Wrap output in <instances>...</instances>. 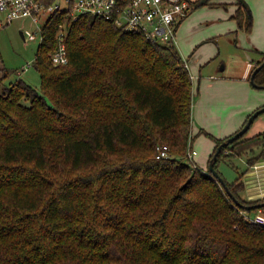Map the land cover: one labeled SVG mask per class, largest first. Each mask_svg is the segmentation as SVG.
Wrapping results in <instances>:
<instances>
[{"label": "trees", "instance_id": "obj_1", "mask_svg": "<svg viewBox=\"0 0 264 264\" xmlns=\"http://www.w3.org/2000/svg\"><path fill=\"white\" fill-rule=\"evenodd\" d=\"M237 6L234 19L251 32L250 7ZM61 26L69 62L56 67ZM42 35V94L23 80L4 88L6 69L0 80V264H264V227L248 223L233 197L264 199L244 201V182L224 178L231 197L209 165L183 161L195 94L178 48L66 10L50 14ZM255 84L264 89V67ZM236 133H205L216 143L209 164ZM248 133L222 149L219 173L222 163L264 156V132ZM163 145L168 158H158Z\"/></svg>", "mask_w": 264, "mask_h": 264}, {"label": "rangeland", "instance_id": "obj_2", "mask_svg": "<svg viewBox=\"0 0 264 264\" xmlns=\"http://www.w3.org/2000/svg\"><path fill=\"white\" fill-rule=\"evenodd\" d=\"M190 1L195 11L183 22L175 44L181 56L188 60L187 67L193 78L195 97L191 134L194 142L189 150L192 148L197 152L193 161L207 166L204 169L207 171L214 141L205 134L206 131L215 137L222 135L229 128L226 119L233 110L239 109L245 99L247 103H252L256 94H264V89L255 88L246 74L249 63L253 65L250 71L253 73L256 62L263 58L255 49L264 50V0H245L253 15L251 32L240 29L237 21L230 19L231 13L226 11L227 8L230 9V5L237 6L239 0H227V5L219 6L218 9H212V4L200 7L193 0ZM59 5L62 11L69 8L66 0H59ZM49 16V13L41 16V27ZM36 30V24L29 18L18 19L0 30V80L3 78L4 69L8 72V77L1 81L4 88L23 80L42 94L40 74L34 66L40 41L28 39ZM21 31L24 32L25 39ZM260 131L264 132V114L255 120L248 135ZM253 158L264 161L262 149L253 155L238 157L231 164L222 163L219 171L229 183L238 179L244 182L247 173H255L258 181L264 175V162H255L258 166L255 169V164H250ZM183 161L192 162L189 158ZM257 186L263 187L259 183ZM263 193L264 188H260L255 194ZM240 195L244 201H249L246 192Z\"/></svg>", "mask_w": 264, "mask_h": 264}, {"label": "built area", "instance_id": "obj_3", "mask_svg": "<svg viewBox=\"0 0 264 264\" xmlns=\"http://www.w3.org/2000/svg\"><path fill=\"white\" fill-rule=\"evenodd\" d=\"M69 8L66 10L72 19L82 15H91L114 22L117 26L130 31L142 33L148 40L159 44L175 46L178 28L191 14L194 5L190 0H66ZM61 10L59 0L46 7L36 0H0V30L8 27L18 19L29 18L36 24L37 30L28 39L40 43L43 41V27L39 25L44 13ZM61 26L58 33L59 47L52 55V64L56 67L69 62L67 48L64 42L66 31ZM65 31V32H64ZM158 158H168L167 145L158 148ZM197 152L190 148L188 158L192 161ZM258 169L255 164L253 168ZM207 172V171H205ZM208 173V172H207ZM211 175V174H210ZM264 199V197L260 198ZM259 199H250L254 201ZM246 221L252 225L264 227V207L256 210L243 209Z\"/></svg>", "mask_w": 264, "mask_h": 264}, {"label": "water", "instance_id": "obj_4", "mask_svg": "<svg viewBox=\"0 0 264 264\" xmlns=\"http://www.w3.org/2000/svg\"><path fill=\"white\" fill-rule=\"evenodd\" d=\"M264 67V62L263 64L258 67L257 69H255L251 75V84L255 87V88H260L258 85L255 84V77L257 75V73ZM264 113V107H262L259 110H256L248 119V122L246 123V125L240 130L238 131L235 135H233L232 137L228 138L227 141L223 142L219 147L217 152L215 153L214 157L212 158L210 164H209V172L210 174L216 178L221 184L222 186L225 188L226 192L228 193V195L232 196V193L230 192L228 185L226 184L224 178L220 175V173L216 170L215 168V164L218 160V157L222 151V149L226 146H228L229 144L233 143L235 140L239 139L240 137H242L243 135H245L251 128V126L253 125V123L255 122V120ZM256 176L255 173H247L245 176V180H244V184L246 187V193L248 194V196L250 197V199H260V197L264 196L262 194H255L256 192L259 191L260 188H264V175H262V178L258 179V183L263 187H258V183L256 182ZM261 181V182H260ZM234 202L238 205L241 206V208L251 211V210H256L259 209L261 207H264V202L260 203V204H254V205H244L242 203H240L238 201L237 198L233 197Z\"/></svg>", "mask_w": 264, "mask_h": 264}, {"label": "crops", "instance_id": "obj_5", "mask_svg": "<svg viewBox=\"0 0 264 264\" xmlns=\"http://www.w3.org/2000/svg\"><path fill=\"white\" fill-rule=\"evenodd\" d=\"M196 1H198V0H193V2H196ZM227 0H211L209 3L210 4H212V6H210L212 9H218V8H220L219 6H221L222 7V5H227ZM247 3V2H246ZM231 4H233V3H231ZM248 4V3H247ZM248 6H249V4H248ZM201 7V6H200ZM250 7V6H249ZM237 6H235V5H230V9H226V11L228 12V13H231V17H230V19H232V20H234L233 18H234V15H235V13H236V11H237ZM251 9V8H250ZM193 11H195V10H193ZM192 11V12H193ZM192 12H191V14H192ZM252 12V11H251ZM190 14V15H191ZM190 15L183 21V22H185L189 17H190ZM183 22L181 23V25L179 26V28H178V32H179V29L181 28V26H182V24H183ZM178 32H177V34H178ZM21 33V35H22V37L25 39V34H24V32L23 31H21L20 32ZM257 52H258V54H260L261 52H264V50H262V49H260V48H257V49H255ZM259 59H260V57H259ZM186 60V59H185ZM187 63H188V60H187ZM253 65H252V63H249L248 64V68L246 69V74H247V76H248V80H249V78L251 77L250 75L252 74V73H250V71L252 70L251 69V67H252ZM226 69V65H224V67H223V70H225ZM220 71V70H219ZM245 74V75H246ZM251 83V82H250ZM258 89V88H257ZM248 93V92H247ZM241 106L239 107V109H237V110H233L230 114H229V116H228V118L226 119V124L227 123H229V128H226V130L224 131V133L222 134V135H218L216 138H219V139H223V138H226V137H228V136H230V135H232V134H234V133H236V132H238L241 128H242V126L244 125V123H245V121L247 120V118L251 115V114H253V112H255L258 108H260V107H262V106H264V94H256V97H255V101H253L252 103H247L246 102V99L244 100V103H241L240 104ZM254 124V123H253ZM253 126V125H252ZM252 126H251V128H252ZM205 127H207V126H205ZM250 128V129H251ZM207 132V131H206ZM260 132H262V131H260ZM259 132V133H260ZM214 136V135H213ZM215 146H216V143L214 142V144H213V147H214V149H215ZM214 149H213V151H214ZM212 151V152H213ZM212 152L211 153H209L208 155H209V157H210V155L212 154ZM208 157V158H209ZM207 161H208V159L205 161V163H207ZM258 162H260L259 164H262L264 161H262L261 162V160H259ZM198 164V166L200 167V168H202V169H205L206 167L205 166H201L199 163H197ZM249 197V196H248Z\"/></svg>", "mask_w": 264, "mask_h": 264}]
</instances>
